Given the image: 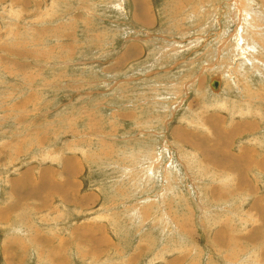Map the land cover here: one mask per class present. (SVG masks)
Instances as JSON below:
<instances>
[{"label":"rangeland","instance_id":"1","mask_svg":"<svg viewBox=\"0 0 264 264\" xmlns=\"http://www.w3.org/2000/svg\"><path fill=\"white\" fill-rule=\"evenodd\" d=\"M0 264H264V0H0Z\"/></svg>","mask_w":264,"mask_h":264},{"label":"water","instance_id":"2","mask_svg":"<svg viewBox=\"0 0 264 264\" xmlns=\"http://www.w3.org/2000/svg\"><path fill=\"white\" fill-rule=\"evenodd\" d=\"M219 86H220V82L218 80H213L211 82V87L213 88V90L215 91L219 90Z\"/></svg>","mask_w":264,"mask_h":264},{"label":"bare ground","instance_id":"3","mask_svg":"<svg viewBox=\"0 0 264 264\" xmlns=\"http://www.w3.org/2000/svg\"><path fill=\"white\" fill-rule=\"evenodd\" d=\"M214 80H215V79H214ZM217 92H219V90H218Z\"/></svg>","mask_w":264,"mask_h":264}]
</instances>
